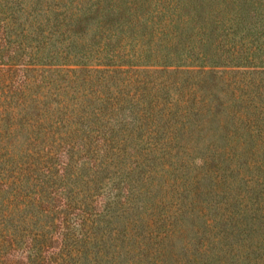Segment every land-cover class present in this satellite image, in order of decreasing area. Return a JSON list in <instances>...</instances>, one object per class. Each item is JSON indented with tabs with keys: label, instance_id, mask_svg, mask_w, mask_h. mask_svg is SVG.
<instances>
[{
	"label": "trees",
	"instance_id": "1",
	"mask_svg": "<svg viewBox=\"0 0 264 264\" xmlns=\"http://www.w3.org/2000/svg\"><path fill=\"white\" fill-rule=\"evenodd\" d=\"M0 264H264V0H0Z\"/></svg>",
	"mask_w": 264,
	"mask_h": 264
},
{
	"label": "rangeland",
	"instance_id": "2",
	"mask_svg": "<svg viewBox=\"0 0 264 264\" xmlns=\"http://www.w3.org/2000/svg\"><path fill=\"white\" fill-rule=\"evenodd\" d=\"M161 67V66H151V65H143V64H136V65H124L123 68L125 70H118L114 74H112L111 78L113 79L114 88H118L126 92V94H132V93H139L141 90L145 94L147 90L143 86V79L144 78H150L153 77L154 73L152 72L153 68ZM216 74L213 72L211 81L213 84V97H219L217 101L223 98H227V92L223 89V83L219 81L216 77ZM18 79V76H16L12 81H15ZM172 94H175V91L172 90ZM220 96H219V95ZM147 95V94H146ZM216 101V102H217ZM215 114H212L210 116V122L209 124H212V120L214 119ZM194 153H199L198 150H194Z\"/></svg>",
	"mask_w": 264,
	"mask_h": 264
}]
</instances>
